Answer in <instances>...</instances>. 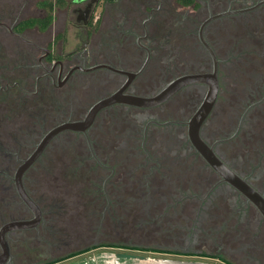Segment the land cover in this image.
Instances as JSON below:
<instances>
[{"label":"flooded vegetation","instance_id":"af4514ba","mask_svg":"<svg viewBox=\"0 0 264 264\" xmlns=\"http://www.w3.org/2000/svg\"><path fill=\"white\" fill-rule=\"evenodd\" d=\"M14 4L0 264H264V0Z\"/></svg>","mask_w":264,"mask_h":264},{"label":"rangeland","instance_id":"374dc122","mask_svg":"<svg viewBox=\"0 0 264 264\" xmlns=\"http://www.w3.org/2000/svg\"><path fill=\"white\" fill-rule=\"evenodd\" d=\"M24 1L25 0H0V3H6V5H8V4H13V5H15L14 3L16 2V3H20V4H23L24 3ZM37 1H39V0H29V3H31L32 5H34ZM133 253H135V252H133ZM138 253V252H137ZM141 257V256H140ZM126 264H132V263H134V262H138V259H137V257L135 258V256L132 258V259H126Z\"/></svg>","mask_w":264,"mask_h":264}]
</instances>
